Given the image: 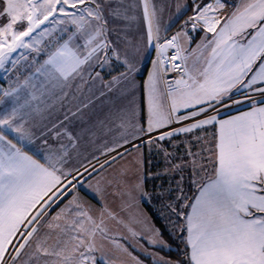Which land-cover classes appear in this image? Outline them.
Here are the masks:
<instances>
[{
    "label": "snow or ice",
    "instance_id": "obj_1",
    "mask_svg": "<svg viewBox=\"0 0 264 264\" xmlns=\"http://www.w3.org/2000/svg\"><path fill=\"white\" fill-rule=\"evenodd\" d=\"M140 4L148 43L155 41L157 51L145 84L147 127L140 123L132 80L138 68L126 54L122 58L119 47L121 22L136 19L129 14L135 4L125 0H0V21H5L0 24V72L8 82L7 88L0 87V264H117L118 258L105 251V241L134 264H143L111 235L108 221L125 222L106 205L94 216L86 202L74 194L60 212L48 218L51 209L78 184L84 186L78 179L83 173L68 166L71 150L86 136L96 135L93 127L106 128L105 121H119L117 127L124 131L120 134L123 143L116 142L101 152L105 156L101 169L111 166L117 156L123 157L118 148L132 144L137 149L131 168L120 171L125 178L132 171L135 182L126 190L113 192L122 201L121 210L126 206L125 196L134 200L137 195H147L140 147L147 144L151 151L155 143L171 163L173 153L158 141L183 134L203 145L194 153L189 141L191 160H181L166 170L182 172L190 166L196 189L194 195L187 196L181 175L177 203L167 205L182 221L174 226L184 244L185 259L175 264H264V0H193L194 15L185 26L190 23L195 32L199 24L206 35L204 43L191 50L181 44L187 37L183 29L160 43L155 6L151 0H140ZM113 33L116 41L109 39ZM207 33L213 34L211 39ZM169 48L174 49L171 56L166 55ZM113 60L123 63L127 71L105 87L112 91L115 85L125 84L119 91L127 104L95 126H83L84 109L91 100L75 111L69 107L62 119L44 123L48 119L45 113L51 115L57 105L77 100L90 81L102 80L96 68L103 70ZM170 72L178 73L174 83L165 79ZM241 89L246 90L242 95L250 102V110L220 118L217 106L240 104L232 97ZM162 97L168 101L167 107ZM181 109L191 111L179 114ZM173 124L181 126L152 137L154 131ZM37 139L44 148H33ZM135 140L142 143L137 145ZM205 151L209 153L207 164L199 162ZM112 152L117 156L110 161ZM92 159L99 163L98 157ZM81 166L88 172V166ZM92 171H96L94 165ZM112 183L101 176L87 186L103 200L106 185ZM120 183L116 181L117 186ZM125 227L133 238L146 239L150 247H169L150 226L141 231L128 224ZM144 251L153 264H174Z\"/></svg>",
    "mask_w": 264,
    "mask_h": 264
},
{
    "label": "crops",
    "instance_id": "obj_2",
    "mask_svg": "<svg viewBox=\"0 0 264 264\" xmlns=\"http://www.w3.org/2000/svg\"><path fill=\"white\" fill-rule=\"evenodd\" d=\"M207 1L209 0H203L204 3H206ZM197 2H200V0H197ZM125 3L129 5H136V7L131 8L129 11V14L135 16L136 19L132 20L127 24L121 22L120 27L123 29V31L120 33L119 47L122 58L126 54L128 56V59L135 63L138 68V71L133 74L132 80L134 81L135 98L138 106V115L141 117L140 123L143 124L144 127H147V93L145 89V84L148 79V74L151 67V60L157 57V53L154 47L155 41L153 42V45H149L148 43L147 27L143 21V9L142 5L140 4V0H125ZM151 3L157 8L158 19L161 28V38L164 37L170 30H172L176 26L178 20L184 15V13L188 9L192 7V12H194L193 0H151ZM162 4L164 6L163 8L161 7ZM182 29L187 32V36L191 38L193 42H196L198 39L201 38L204 41V37L206 34L202 28H197L195 32L189 30L188 28H179L177 32H180ZM212 35V33H207V37H209V39L212 38ZM109 39L116 41V34H111L109 36ZM41 59H43V57H41ZM96 71L100 72L102 80H97L95 82L90 81L89 83L84 85L82 92L78 94L77 100H73L71 101V103L65 101L63 107L57 105L56 108L51 110V115L45 113V115L48 116V119L45 120L44 123L50 124L51 122L55 121L57 117L62 119L63 113L67 111L69 107L73 111H75L78 105L88 103V101L91 100L89 107L87 109H84L85 122L83 126H95L98 120H105V117L110 112H114L116 108L122 107L127 104L126 97L124 95H121L119 91V89L125 87V84L121 83L115 85L112 91H109L105 87V85L111 82L114 77H119L121 73L127 71L123 63L116 62L113 60L110 64L106 65L103 70H101L100 68H96ZM25 74L27 73L25 72ZM12 78H14V76ZM0 85H2L3 88L8 87V82L4 80L3 72L0 73ZM89 87L92 88L91 92L88 91ZM161 88L163 89V85H161ZM245 91L246 90L243 89H241L240 91H234L233 96L242 95V93ZM101 92H104L105 95H100ZM5 104H7V101H5ZM182 110L185 109H181L180 111ZM248 110H250V105L241 109H237L235 111L220 114L219 117L222 119H227L230 116L239 115L240 112ZM105 123L107 125L106 128L93 127V131H95L96 135L94 137L86 136L83 140L78 143L76 149L71 150V159L68 165L69 167L77 168L81 172L82 170H84L81 165H86L88 166V168L90 167L89 170L91 171V166H96L98 164L97 160L92 159L93 156L98 157L100 160L104 157V155H101V152L105 148L112 147L116 142L123 143V141L120 139V134L124 131V129L117 127L119 121L111 123L105 121ZM80 126V123L77 122V128H79ZM169 127L171 126H166L164 129H168ZM108 128H111L112 131H108ZM164 129L154 131V138L158 136L160 132L164 131ZM207 129L212 131V128L210 127ZM128 131L131 132L132 129H128ZM176 138H181V140L184 139L183 143H185L186 140L188 142L190 141L192 145L196 143V141L193 140L191 135L181 134ZM8 139H12V136L9 135ZM13 142L15 143L16 141L13 140ZM50 143L53 144L54 147H58V144H56L54 141H50ZM134 143L140 145L142 143V140H135ZM36 145H39L41 148H44V145L39 139L36 140L35 144L33 145V148H35ZM132 147V144H127L124 147L118 148L117 152L122 153L125 149L128 150ZM140 150L142 152L144 166L145 154L143 147H140ZM25 151H29V149L25 148ZM117 152L109 153V160H111L112 156H117ZM29 154L31 155L33 154V152L29 151ZM35 158L40 159L41 157L40 155H36ZM89 161H91V164H89Z\"/></svg>",
    "mask_w": 264,
    "mask_h": 264
},
{
    "label": "rangeland",
    "instance_id": "obj_3",
    "mask_svg": "<svg viewBox=\"0 0 264 264\" xmlns=\"http://www.w3.org/2000/svg\"><path fill=\"white\" fill-rule=\"evenodd\" d=\"M163 1H165V0H163ZM161 7L162 8L164 7L163 4ZM155 9L157 11L156 7H155ZM4 22L5 21H0V24H2ZM188 38H189L188 36L186 38H182L181 44L184 48L189 49V50L196 49L198 44L204 43L202 38L198 39L196 42H193L192 39L190 38V43H188ZM206 54H207V52H205V55ZM156 58L157 57H155L154 59L151 60L150 71L152 70V62H153V60H156ZM29 59H31V57H29ZM189 62L191 63V60ZM0 87H2V85H0ZM238 96H242V95H237V96H233V97H238ZM161 99H162V102L167 107L168 101L166 99H164L163 97ZM238 100H240L242 102L243 98H239ZM188 111H191V109L190 110H182V111H180L179 114H186V112H188ZM152 134H154V133H152ZM154 136H155V134L152 135L153 138H154ZM146 139H147V137L145 136L144 140H146ZM181 142H184V139H182ZM154 145H156V144L154 143ZM163 146L167 147V145H164V144H163ZM202 146L203 145L198 144V143H194V145L190 144L191 151L194 153L199 152L201 150ZM188 148H189V143L186 140L185 145L183 146V149L179 153H176L175 150H168L170 153H173V158L171 160V163H167L165 161L164 154L162 152H160L161 155L158 157V160H160V161L158 163L163 162L165 170L171 169L172 164L180 163L181 160H183L185 163H187L188 161L191 160V157H189L187 155ZM139 152L142 154L140 149H139ZM122 153H123V157L119 156V157H117V159L115 161L110 160L111 166L105 165V168L101 169L100 163H99L98 165L95 166V168H96L95 172H93L92 169L90 171L89 170L90 167H89L88 172L90 171L92 173L91 176H89L88 172H84V170H82L81 173H83V176L79 177L78 179H80L83 182L84 186L82 187L81 185L78 184L77 188L74 189L73 192L69 193L68 196H66L62 201H60L57 205H55L51 209V211L48 213V218L50 219L51 217L55 216L58 212H60V209L63 208L68 203V201L70 199H72V195L75 194V195H78L84 202H86V206L90 208L92 215L98 217L99 210H101L106 205L111 210L117 212L119 214V216L124 220L125 224L131 225L136 231H141L142 229L145 228V226H150L151 228L158 230V232L160 234V238L167 244L166 240L161 235L159 229L155 225L154 221L152 220L150 214L148 213L147 209L145 208V206L143 204L145 201L148 204L152 205V207L154 209L155 208L158 209V205H155L152 195L150 193L146 192L144 166H142L141 175L143 178V189H144V192L147 194L146 196L139 197L137 195L136 199H134V200L130 199L128 196H125L124 201L126 202V206L123 208V210H121L122 201H121L120 197L113 195L114 191L126 190L127 187L131 183L135 182V175L132 171H130L128 173V177H126V178L120 176V171L122 168H125V167L131 168L133 158L137 155V149L132 147L131 149H128L127 151L124 150ZM201 155H202L203 159H201L199 162L207 164V157H208L209 153L205 151V152H202ZM175 160H176V162H173ZM208 171L210 174V172H211L210 167H209ZM165 172H169V171H165ZM176 172L179 173L180 177H181V175H183L184 179H183L182 186L185 189V194L187 196L191 197V194L189 193L188 189H186V187H187V184H188V186L190 184H192L191 183L192 178H193L192 168L189 166V167H185L182 172L171 171L169 173L171 175H173ZM197 173L199 176H203V173H200L198 169H197ZM101 176H103L106 181H113L111 186L106 185V191H105V195H104L103 200L101 199V197L97 193H95L91 188H89L87 186L89 183L94 185L96 180L100 179ZM125 180L127 181V183L124 182ZM116 181H121L119 186H117ZM179 182H180V178L178 181L175 182V185L177 186ZM171 190H172V187L170 186V187L166 188V192H163L162 194L168 198L169 196H171ZM177 195H178V191H177V194L175 195V197L173 195V198L176 199ZM163 202L164 201H162V203L159 205L163 206V204H164ZM169 204H174V203H172V200H170L169 202H167V205H169ZM169 210L170 209L167 207L166 212H168ZM136 221H139L140 223H136ZM108 224H109V228L111 230V235L113 237H115V239H117L120 243L124 244L125 247L128 248V251L132 254V256H135L137 259L141 260L143 262V264H147V263L144 260H142L139 257V255H137L132 250L131 246L134 249L140 251L141 253H143L145 255H148L144 251V249H147L149 253H156L158 256L164 257L163 255L159 254L155 250L151 249L148 246V244L145 243V242H147L146 239H139L138 237L133 238L131 236V234L129 233L128 228L125 227V224H117L114 221H108ZM43 230H45V229H42V231ZM104 244H105V251L107 252L109 257L118 258L117 264H119V261H125L126 264H134V261H132L130 257L124 255L121 252H117V251L113 250L111 248V244L108 241H105ZM164 258L171 260V259L166 258V257H164Z\"/></svg>",
    "mask_w": 264,
    "mask_h": 264
},
{
    "label": "trees",
    "instance_id": "obj_4",
    "mask_svg": "<svg viewBox=\"0 0 264 264\" xmlns=\"http://www.w3.org/2000/svg\"><path fill=\"white\" fill-rule=\"evenodd\" d=\"M192 7L188 9L184 15L178 20L176 26L182 22L187 16L192 14ZM237 96V95H235ZM249 105L242 106L238 109L244 108ZM237 110V109H236ZM235 111V110H234ZM212 131L207 129V134L210 136V133ZM197 135H205V132H197ZM177 137V136H176ZM173 137L170 140L165 141H158L159 144L167 145L165 148L168 150H175L176 153H179L182 149L185 143L181 142V138ZM176 139V140H174ZM180 139V140H177ZM175 144H174V143ZM147 144H144L142 147L144 149L145 154V164H144V170H145V187L146 192L150 193L153 197L155 205H158L157 208H153L152 205L148 204L144 201V206L147 209L148 213L150 214L152 220L154 221L155 225L159 229L161 235L166 240L169 247L167 248H161V247H149L159 254L163 255L166 258L171 259L174 264L177 261H184V244L180 242V240L177 238L179 236V233L176 231L175 224L182 223V221H178L177 218L173 213L166 212L167 209V202L172 200V203H177L176 199L173 198V195L177 194V186L175 185V182L179 180L180 176L179 173H175L171 175L169 172H165V167L163 162L158 163L160 160H158V157L161 155L160 151L157 149L156 145L152 144L151 151H149V146ZM175 145V146H174ZM210 146V145H208ZM183 152V151H182ZM181 152V153H182ZM173 162H176L173 161ZM190 171V170H189ZM172 187L171 190V196L168 198L165 197L162 193L166 192V188ZM186 189H188L189 193L192 195L195 194V188L192 184H190ZM187 191V190H186ZM164 201L163 206H160L159 204ZM148 244L147 242H145ZM132 250L139 255V257L144 260L147 264H153V260L149 255H145L141 253L140 251L134 249L131 246Z\"/></svg>",
    "mask_w": 264,
    "mask_h": 264
},
{
    "label": "built area",
    "instance_id": "obj_5",
    "mask_svg": "<svg viewBox=\"0 0 264 264\" xmlns=\"http://www.w3.org/2000/svg\"><path fill=\"white\" fill-rule=\"evenodd\" d=\"M209 1H207L206 3H208ZM194 15V12L192 14H190L189 16H187L182 22H180L177 26H175L172 30H170L164 37L161 38V40L159 41L160 43H164V39L165 38H168L170 39L173 35H175L177 33V30L179 28H188L189 30L192 31V26L191 24L189 23L187 26H185V21H188L189 17L193 16ZM197 28H202L201 25H197ZM156 50V49H155ZM157 53V51H156ZM172 54H174V49H171L169 48L166 55L168 56H171ZM179 62V61H178ZM179 78L178 77V73L176 72H170L166 75L165 79L170 81V82H173L174 83V80ZM164 87V86H163ZM233 99H239V98H243V101L240 103V104H231V102H229V106L228 107H224V106H217L218 108V111H219V115L220 114H224V113H228V112H231V111H234L242 106H245V105H250V102L249 101H246L244 99V96H238V97H232ZM257 98H258V94H257ZM184 123H188V121H185ZM178 126H181V124H173L171 125V128H175V127H178ZM169 129V128H168ZM167 128L164 129V131L168 130ZM151 135H154V134H151ZM147 137V136H146ZM145 138V136L143 137V139ZM110 157L108 156V159ZM105 160V156L103 158H101L99 160V163H102L104 162ZM98 163V164H99ZM97 164V165H98ZM79 178V177H78Z\"/></svg>",
    "mask_w": 264,
    "mask_h": 264
},
{
    "label": "water",
    "instance_id": "obj_6",
    "mask_svg": "<svg viewBox=\"0 0 264 264\" xmlns=\"http://www.w3.org/2000/svg\"><path fill=\"white\" fill-rule=\"evenodd\" d=\"M15 55V54H14ZM1 73V72H0Z\"/></svg>",
    "mask_w": 264,
    "mask_h": 264
}]
</instances>
